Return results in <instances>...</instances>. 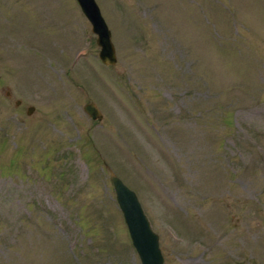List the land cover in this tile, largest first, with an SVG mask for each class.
Returning <instances> with one entry per match:
<instances>
[{
    "label": "rangeland",
    "instance_id": "374dc122",
    "mask_svg": "<svg viewBox=\"0 0 264 264\" xmlns=\"http://www.w3.org/2000/svg\"><path fill=\"white\" fill-rule=\"evenodd\" d=\"M96 2L110 67L76 0H0V264H141L111 172L165 264H264V0Z\"/></svg>",
    "mask_w": 264,
    "mask_h": 264
},
{
    "label": "water",
    "instance_id": "95a60500",
    "mask_svg": "<svg viewBox=\"0 0 264 264\" xmlns=\"http://www.w3.org/2000/svg\"><path fill=\"white\" fill-rule=\"evenodd\" d=\"M77 2L91 24L93 34L97 37V45L100 48L99 58L106 66L116 65L117 54L112 41V33L96 0H77ZM34 110V107H30L28 115H31ZM84 111L95 121L103 120L102 113L94 103L86 105ZM110 180L127 225L132 245L141 264H165V257L160 248V237L152 229L137 194L126 186L114 172H111Z\"/></svg>",
    "mask_w": 264,
    "mask_h": 264
}]
</instances>
